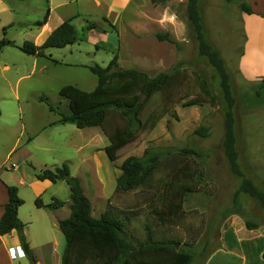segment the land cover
Instances as JSON below:
<instances>
[{"label": "rangeland", "instance_id": "obj_1", "mask_svg": "<svg viewBox=\"0 0 264 264\" xmlns=\"http://www.w3.org/2000/svg\"><path fill=\"white\" fill-rule=\"evenodd\" d=\"M5 1L6 14L15 17L6 35L0 28V39L16 46L32 41L35 24L49 9L48 2ZM186 1L54 0V4L63 3L53 11L50 25L70 19L77 32L75 43L46 49L43 57L27 55L18 47H4L0 52V176L18 188L23 171L25 176L37 174L66 163L70 176L78 178L90 200L92 215L99 217L105 210L111 211L123 219L128 239L173 240L177 249L191 253L189 264H264L257 253L264 251V206L241 190L243 180H249L264 193V107L244 102L243 92L250 81L243 78L239 68L245 41L243 9H252V2L198 0L204 40L224 60L236 97L234 150L240 173L236 174L224 153L225 101L220 78L207 58L198 54ZM156 33L167 35L172 42L158 41ZM114 56L119 67L149 76L174 65L179 72L164 93L156 90L143 96L136 116L126 123L116 120L120 125L128 124L134 139L110 161L103 150L109 142L100 128L77 129L69 122H59L61 114L69 112L59 89L71 85L92 91L97 77L88 66L106 67ZM4 65L9 71L2 70ZM192 99L199 103L186 105ZM161 109L167 113L150 129L149 115ZM201 128L204 134L199 132ZM15 142V149L25 146L30 155L27 162L18 156L21 165L12 170V160L6 154ZM183 148L197 155L181 156L177 151ZM146 150L170 152L162 169L151 175L152 188L160 187L167 164H183L193 174L184 179L193 190L183 199V213L173 223L161 224L149 213V199L145 197L154 190L114 192L122 162L128 157L143 158ZM95 152L96 160L86 162L85 158ZM35 190L48 203L52 201L49 194H54L64 203L57 217L69 216L70 190L64 180L56 181L48 191L45 186ZM20 191L25 198L21 211L27 216L35 205L26 189L20 187ZM32 220L26 230L30 228L28 233L38 247L46 232L40 219ZM42 251L46 256L47 250ZM31 260L27 258V263ZM0 264L9 261L1 258Z\"/></svg>", "mask_w": 264, "mask_h": 264}, {"label": "trees", "instance_id": "obj_2", "mask_svg": "<svg viewBox=\"0 0 264 264\" xmlns=\"http://www.w3.org/2000/svg\"><path fill=\"white\" fill-rule=\"evenodd\" d=\"M152 1L155 2V0ZM164 1L168 0H160V2ZM243 12L253 13L251 8H244ZM48 15L49 10H46L43 19L37 21L36 25H43ZM186 16L195 33L198 54L207 58L220 78V88L225 101L224 153L231 170L240 174L234 150L233 119L236 97L232 95L229 74L220 54L204 40L198 0L186 1ZM155 37L158 41L172 42L167 35L156 33ZM77 40V32L69 19L53 29L41 45L26 40L22 45L16 46L14 42L2 38L0 52L6 46H13L27 55L43 57L46 49L63 48ZM88 68L97 77L95 88L85 92L71 85L61 87L59 95L67 100L69 112L61 114L59 122L73 123L77 129L100 128L109 142L103 150L108 159L114 161L117 158V151L134 139L128 124L120 125L116 120L126 123L131 116H136L143 96H148L156 90L164 93L170 86V82L178 75L179 67L174 65L166 72L149 76L135 69L119 67L114 56L106 67L94 64ZM247 88L243 92L244 102L250 106L264 107V77L248 83ZM198 103L199 100L192 99L186 105ZM166 113L167 111L161 109L150 114V129ZM200 131L204 134L205 129L201 128ZM177 152L181 156L197 155L196 152L187 148ZM169 155L168 150H146L143 158H126L119 167L121 174L116 178L114 191L120 194L144 188L154 190L148 193L145 199L146 201L149 199V213L161 224L173 223L174 219L182 215L183 199L193 190L190 184L184 182V179L192 178L193 174L183 164L174 166L172 163L167 164L168 171L160 180V187L152 188L151 175L158 169H162V162ZM35 176L37 180H49L52 183L64 180L70 190L69 216L58 222V228L65 239L61 264H189L191 262V253L182 248L177 249V242L173 240L156 241L149 238L145 242H136L128 239L124 232L123 219L109 210L102 212L99 217H94L90 200L84 194L78 178L70 176L69 166L66 163L51 170L43 169ZM4 186L8 202L0 217L1 236L12 231H23L25 227L17 215L19 206L23 204V200L17 194V187L6 184ZM241 190L256 197L264 206V193L253 187L249 180H243ZM35 202L37 207L44 206L49 209H58L64 204L57 199H53L47 205H42L38 199ZM19 239L23 254L29 259H34L23 233ZM261 261L264 262V252L261 254Z\"/></svg>", "mask_w": 264, "mask_h": 264}, {"label": "crops", "instance_id": "obj_3", "mask_svg": "<svg viewBox=\"0 0 264 264\" xmlns=\"http://www.w3.org/2000/svg\"><path fill=\"white\" fill-rule=\"evenodd\" d=\"M46 1L49 4V9H48L49 15L46 22L43 25L37 26L35 24L36 26L34 30L36 31L33 36L32 42L36 45H41L48 37V35L52 32V30L63 22V19H60L59 21L56 22L54 26L50 25V17L53 11L57 9L63 2L54 4V0H46ZM251 2H252L253 13L252 14L245 13L244 16L242 17V20L244 22L245 41H244L243 53L241 55L240 67H239L240 73L243 76V78L246 81H250V82L264 76V0H251ZM7 9L8 8L6 5V1L0 0V28L4 35H6L7 28L13 25L14 23L13 19L15 17V16L11 17L7 15L6 14ZM2 70L9 71V66L4 65L2 67ZM15 146H16V142L15 145H13L6 154L7 157H9V159L12 160L11 162L12 170L16 168L17 164L21 165L19 164L21 159L24 162H27V159L29 158L30 155L29 150L25 146L19 147L17 149H15ZM18 156H20L21 159H19ZM96 157L97 155L95 152L94 154H91L87 158H85V161L86 162L91 161L92 159L96 160ZM18 169H20V166L18 167ZM4 174H6V171L4 172ZM35 175L36 173L29 175L27 174L25 176L23 171L21 173V179L19 180L18 184H16L18 186L17 194L19 195V197L21 199H25L21 195L20 187L23 190L26 189L31 195V202L35 205V207L32 206V208H30L29 214L27 216H25L22 213L23 211H21L23 204L19 206L17 210V215L19 219L25 224L22 233L24 234L25 239L29 244L30 251L34 257L33 259L34 264H61V258L65 248V239L63 234L58 228V222L66 218L57 217V213L60 208L49 209L44 206L37 207L35 202L37 199L40 200L42 205H47L49 203L45 202L42 199L43 194L39 193V191L35 189L39 188L40 186H45L48 191L49 186H51L54 183L50 182L49 180H43V181L37 180ZM3 179L4 178L0 176V217L3 213L5 204L8 202V195L4 185L13 184L8 180H3ZM49 195L52 198V200L57 199V197L54 194H49ZM32 219L35 220L40 219L41 228L43 231L46 232V235L43 237V240L37 245L38 247H35V243L33 242L31 235L28 233L30 228L29 230L28 229L26 230L28 224L30 225L33 224ZM48 233L50 234V237H48ZM19 236L20 235L18 234V231H12L11 233L3 236L0 235V259L2 258L3 260H8L9 264H14L13 261H17L16 264H28L27 257L21 251ZM36 248H38L39 251H37ZM42 249L47 250L46 256L43 254V251L41 252ZM255 250H257V247H255ZM262 252L264 251L257 252L260 256V259ZM13 254L14 257L12 256ZM245 258L243 259L244 261Z\"/></svg>", "mask_w": 264, "mask_h": 264}, {"label": "water", "instance_id": "obj_4", "mask_svg": "<svg viewBox=\"0 0 264 264\" xmlns=\"http://www.w3.org/2000/svg\"><path fill=\"white\" fill-rule=\"evenodd\" d=\"M142 98H143V97H142ZM18 234L21 235V234H22V230L18 231ZM30 264H34V261L31 260V261H30Z\"/></svg>", "mask_w": 264, "mask_h": 264}, {"label": "built area", "instance_id": "obj_5", "mask_svg": "<svg viewBox=\"0 0 264 264\" xmlns=\"http://www.w3.org/2000/svg\"><path fill=\"white\" fill-rule=\"evenodd\" d=\"M18 254H20V253H18ZM12 256L14 257V254Z\"/></svg>", "mask_w": 264, "mask_h": 264}]
</instances>
